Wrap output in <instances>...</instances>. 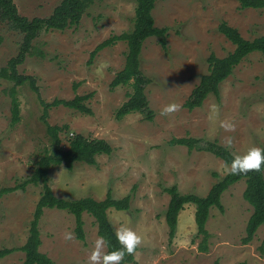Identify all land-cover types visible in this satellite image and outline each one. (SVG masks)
Segmentation results:
<instances>
[{"label":"rangeland","instance_id":"rangeland-1","mask_svg":"<svg viewBox=\"0 0 264 264\" xmlns=\"http://www.w3.org/2000/svg\"><path fill=\"white\" fill-rule=\"evenodd\" d=\"M60 1L12 0L18 14L27 19L48 17ZM135 5V0H95L77 25L41 31L30 54L16 67L19 74L35 79L38 91L28 85L18 88L20 119L15 125L10 123V97L5 89L10 84L0 79V189L28 178L39 155L51 149L40 101L89 95L85 105L90 114L60 105L49 110L46 123L62 128L59 137L65 149L68 138L80 134L105 140L112 152L97 156L93 166L75 163L71 171L62 165L50 169L48 184L57 198L101 201L108 191L114 199L129 195V210L109 209L107 218L113 230L125 225L142 237L133 255L137 264H264V226L251 242H241L252 212L242 196L244 179L222 194L223 212L210 210L206 252L199 247L202 237L197 233L193 204H186L179 213L171 240L164 219L169 201L166 188L175 185L181 194L205 196L217 178L227 174L224 163L211 153L171 146V139L215 140L224 146V137L231 136L233 155L264 147V59L260 53L248 54L233 69L219 85V99L209 95L199 108L184 107L200 77L208 73L210 54L222 58L234 49L218 32L219 24L225 22L251 41L264 35V10L240 9L237 0H157L152 17L155 27L165 29V47L150 37L140 53V69L151 80L145 88L151 119L137 112L117 119L116 111L131 89H112L110 82L124 66L126 43L116 42L93 58L91 53L103 41L133 28ZM21 38L10 23L0 20V68L18 55ZM105 63L107 67H102ZM170 103L182 105V110L161 116V109ZM212 104L220 106L215 123L207 119ZM221 120L234 122L235 131L219 128ZM40 194L41 186L30 185L0 197V250L25 243ZM82 221L85 240L65 242L63 234L74 232V217L44 209L38 223L40 252L56 264H87L97 226L87 213ZM23 259L24 254L15 251L0 258V264H22Z\"/></svg>","mask_w":264,"mask_h":264},{"label":"trees","instance_id":"trees-1","mask_svg":"<svg viewBox=\"0 0 264 264\" xmlns=\"http://www.w3.org/2000/svg\"><path fill=\"white\" fill-rule=\"evenodd\" d=\"M157 0H135L133 28L128 32H123L118 36L110 37L100 43L91 53V57L107 48L112 44L122 41L126 43L127 51L125 53V62L123 68L118 71L110 82L112 89L119 86H128L131 90L127 93V100L116 111V118L121 119L127 114L137 112L151 119L152 112L148 108V102L145 95V88L151 80L147 78L140 69V53L145 40L155 37L162 48L165 47V29L155 27L152 17V10ZM240 9H263L264 0H237ZM95 0H61L52 10V13L46 18L27 19L18 14L12 0H0V20L7 21L21 35V44L19 53L14 58L8 60L7 64L0 68V79L8 82L10 85L5 88L10 97L11 125L19 122L20 111L17 98L18 88L28 85L29 88L37 92L35 79L30 76L19 74L17 66L21 64L26 55L30 54L31 44L39 33L43 30H64L72 25H77L86 10L94 4ZM218 32L221 33L232 45L234 49L226 56L219 58L210 54L207 58L208 73L200 77L199 83L191 91L189 97L184 103V107L192 111L202 106L204 100L209 95H214L219 99V85L226 80L233 69L250 53L258 52L264 59V35L251 41L245 40L239 32L222 22L218 26ZM91 62V59H90ZM86 96H76L71 100L55 99L50 103L40 101L42 106L41 121L46 125V134L51 143V149L43 152L36 159L30 176L10 188L0 189V197L18 190H25L27 186H41V194L36 204L33 219L30 223L27 239L25 243L17 248L0 250V258H3L12 252L20 251L24 254L22 264H56L47 255L40 252L41 239L38 223L44 209H57L71 214L75 220L76 239L83 242L85 240L82 214L90 215L97 226V235H103L111 239V246L106 251H112L119 245L114 239V230L107 218V211L114 209L116 211H127L130 208V196L121 199H114L107 192L105 198L96 201L91 197L79 199L57 198L49 187V171L56 166H64L71 171L75 163L86 165H96V157L100 155H110L112 148L103 139H88L80 134L72 135L68 138L67 148H63L59 133L62 128L50 126L46 123V116L52 108L60 105L75 110L82 114H90L91 110L85 105ZM66 128V127H63ZM171 146L178 145L186 147L188 150H199L211 153L220 159L223 163L230 162L233 154L226 150L225 146L220 145L215 140H200L191 137L175 138L169 141ZM264 149V147H262ZM260 172H249L246 175L226 174L212 184L205 196H198L193 193L181 194L177 187L171 186L165 191L169 195V201L165 210L164 219L168 227V238L171 240L177 228L179 213L186 204L195 206L194 221L197 227V233L202 237L200 250L207 251L208 233L205 229L212 208L223 212L221 196L233 184L244 179L245 189L243 199L250 205L252 212L249 216L246 227L245 237L242 238V244L246 245L252 241L256 231L260 226H264V165ZM218 177L217 174H213ZM264 244V240L262 245ZM122 264H137L134 256H125ZM217 264V263H214Z\"/></svg>","mask_w":264,"mask_h":264},{"label":"clouds","instance_id":"clouds-1","mask_svg":"<svg viewBox=\"0 0 264 264\" xmlns=\"http://www.w3.org/2000/svg\"><path fill=\"white\" fill-rule=\"evenodd\" d=\"M102 67H107V63ZM182 105L177 103H170L165 105L161 111V116H170L174 113L180 112ZM220 106L212 104L209 107V115L207 119L210 122L215 123L219 119ZM219 128L225 132L235 131L234 122L227 120L219 121ZM226 150L232 148L233 137L226 136L223 140ZM264 165V149L253 146L250 147L242 155H233L230 162H224V169L231 175H246L249 172H260L261 166ZM65 242L73 241L76 239L74 232H65L63 234ZM114 239L119 245L118 248H114L112 251H106L111 246V239L103 235H98L93 249L88 255L87 264H122L125 256H133L137 254V249L142 245L143 240L140 235L137 234L131 227L120 225L114 230Z\"/></svg>","mask_w":264,"mask_h":264}]
</instances>
